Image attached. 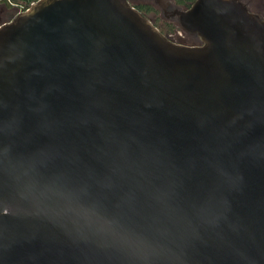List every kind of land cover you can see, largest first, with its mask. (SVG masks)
<instances>
[{
    "label": "water",
    "instance_id": "water-1",
    "mask_svg": "<svg viewBox=\"0 0 264 264\" xmlns=\"http://www.w3.org/2000/svg\"><path fill=\"white\" fill-rule=\"evenodd\" d=\"M168 41L126 0L0 24V264H264V21Z\"/></svg>",
    "mask_w": 264,
    "mask_h": 264
},
{
    "label": "flooded vegetation",
    "instance_id": "flooded-vegetation-1",
    "mask_svg": "<svg viewBox=\"0 0 264 264\" xmlns=\"http://www.w3.org/2000/svg\"><path fill=\"white\" fill-rule=\"evenodd\" d=\"M127 3L157 28V30L171 43L187 46L199 47L202 45L200 38L186 32L180 24V14L188 11L196 0H126ZM240 3L249 14L256 16L260 21H264V0H234ZM160 16V17H159ZM161 18L162 24L156 26ZM13 19L7 16L3 21L6 23ZM158 19V20H157ZM0 22V24H3ZM179 28L181 32L177 30ZM185 34V35H183ZM183 40L186 43H183Z\"/></svg>",
    "mask_w": 264,
    "mask_h": 264
},
{
    "label": "built area",
    "instance_id": "built-area-1",
    "mask_svg": "<svg viewBox=\"0 0 264 264\" xmlns=\"http://www.w3.org/2000/svg\"><path fill=\"white\" fill-rule=\"evenodd\" d=\"M39 1L41 0H0V4L7 9V12L1 13V15L6 14L14 18Z\"/></svg>",
    "mask_w": 264,
    "mask_h": 264
},
{
    "label": "rangeland",
    "instance_id": "rangeland-1",
    "mask_svg": "<svg viewBox=\"0 0 264 264\" xmlns=\"http://www.w3.org/2000/svg\"><path fill=\"white\" fill-rule=\"evenodd\" d=\"M160 17V16H159ZM5 19H7V16H4V17H2V18H0V22L1 23H3V21L5 20ZM147 19V18H146ZM158 20V19H157ZM163 23V21L161 20V18L157 21V23H156V26L157 25H159V24H162ZM177 30L179 31V32H181V30L179 29V28H177ZM183 35H185V34H183ZM183 43H186L184 40H183Z\"/></svg>",
    "mask_w": 264,
    "mask_h": 264
},
{
    "label": "crops",
    "instance_id": "crops-1",
    "mask_svg": "<svg viewBox=\"0 0 264 264\" xmlns=\"http://www.w3.org/2000/svg\"><path fill=\"white\" fill-rule=\"evenodd\" d=\"M7 12V9L0 4V18L4 17V16H7L6 14H2L1 13H6Z\"/></svg>",
    "mask_w": 264,
    "mask_h": 264
}]
</instances>
